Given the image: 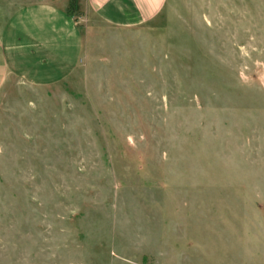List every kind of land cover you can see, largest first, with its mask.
<instances>
[{"label": "rangeland", "instance_id": "1", "mask_svg": "<svg viewBox=\"0 0 264 264\" xmlns=\"http://www.w3.org/2000/svg\"><path fill=\"white\" fill-rule=\"evenodd\" d=\"M77 17L68 78L0 89V264H264V0Z\"/></svg>", "mask_w": 264, "mask_h": 264}, {"label": "crops", "instance_id": "2", "mask_svg": "<svg viewBox=\"0 0 264 264\" xmlns=\"http://www.w3.org/2000/svg\"><path fill=\"white\" fill-rule=\"evenodd\" d=\"M69 0H49L16 10L0 29V89L8 79L45 87L68 78L82 54V36ZM166 0H74L75 13L115 28L152 21Z\"/></svg>", "mask_w": 264, "mask_h": 264}, {"label": "trees", "instance_id": "3", "mask_svg": "<svg viewBox=\"0 0 264 264\" xmlns=\"http://www.w3.org/2000/svg\"><path fill=\"white\" fill-rule=\"evenodd\" d=\"M67 13L70 17H74L75 15V4L74 0H70Z\"/></svg>", "mask_w": 264, "mask_h": 264}]
</instances>
